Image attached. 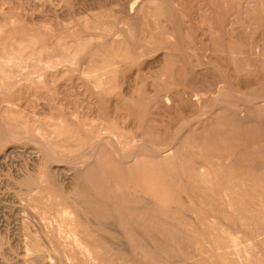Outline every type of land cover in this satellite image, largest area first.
<instances>
[{"label": "rangeland", "instance_id": "rangeland-1", "mask_svg": "<svg viewBox=\"0 0 264 264\" xmlns=\"http://www.w3.org/2000/svg\"><path fill=\"white\" fill-rule=\"evenodd\" d=\"M42 263L264 264V0H0V264Z\"/></svg>", "mask_w": 264, "mask_h": 264}, {"label": "bare ground", "instance_id": "bare-ground-1", "mask_svg": "<svg viewBox=\"0 0 264 264\" xmlns=\"http://www.w3.org/2000/svg\"><path fill=\"white\" fill-rule=\"evenodd\" d=\"M132 10V9H131ZM96 146V145H95ZM94 148V147H93ZM201 166H203V165H201ZM42 262V261H41ZM43 264V263H42Z\"/></svg>", "mask_w": 264, "mask_h": 264}]
</instances>
